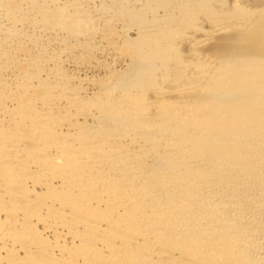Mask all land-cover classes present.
Listing matches in <instances>:
<instances>
[{
    "label": "bare ground",
    "instance_id": "bare-ground-1",
    "mask_svg": "<svg viewBox=\"0 0 264 264\" xmlns=\"http://www.w3.org/2000/svg\"><path fill=\"white\" fill-rule=\"evenodd\" d=\"M34 1L37 2H15L16 7H20L21 3L35 5ZM38 1L33 12L36 20L40 19L35 29L41 34L48 32L46 24L59 27L90 19L79 6L81 13L73 9V13L78 14L66 16L71 9L67 6L69 10L64 14L65 20L68 19L63 22L59 19H64L63 6L55 12L50 10L49 14L50 0L47 5V0ZM172 1L160 2L162 5L168 3L167 9L164 7V18L152 14L155 18L149 25L137 20L143 28L137 27L139 39L134 52L142 58V63L132 67L127 81L120 78L122 82L117 83V89L114 87L118 93L112 89L103 90L106 98H118L115 102L107 103L104 99L105 102L100 103L104 95L95 100L94 108L101 109V104L106 108L101 113L97 111L100 114L96 116L88 108L98 122L94 126L76 125L81 109L75 107L78 114H73L72 105L61 103V95L57 97L64 87H60L59 92L51 83L50 88L41 84L38 85L39 93L28 97L23 92L31 87L32 83L28 82L31 76H27V80V74L23 73L18 80H10L13 83L17 80V88H14L17 90L20 85L19 92L25 96L1 97L14 105L11 116L8 106L4 107L9 104H4L0 98L3 102L0 104L3 106L0 107V122L3 123L0 125V155L12 162L6 166V162L0 161V165L4 164L2 167L6 166H0V199L10 198L14 202L7 209L4 207L3 213L0 210V227L12 226L11 231L0 235V253L5 255L1 256L4 258L0 259L1 263L264 264V0L260 4L256 0V4L251 2L249 6L240 0H231L228 9H224L225 0H188L191 2L188 8L182 3V7L179 3L180 7L173 6ZM111 2L113 0L109 5ZM122 3L116 4L122 6ZM217 4L218 10L214 8ZM151 5L145 9L153 8ZM193 7L199 12L203 9V17L210 25L192 34L188 43L189 57L183 62L171 50L173 30L167 29L166 21L177 17V9L192 13ZM116 10L120 13L121 8ZM10 17L6 21L13 26L24 16L19 13ZM163 19L165 22L161 23ZM68 21L70 23L65 24ZM231 31H234L233 37L216 47L218 56L199 53L200 47L213 36L227 35ZM33 36L31 42L35 39ZM13 37L14 34L9 36ZM7 38L4 39L9 44ZM0 48L3 49L0 52L5 50ZM8 56L4 58L0 53V59L4 58L8 64L15 62V58ZM42 60L43 64L45 60ZM50 68L46 71L50 72ZM189 68L193 76L191 81L167 89L153 85L152 78L157 80L162 75L164 79L182 78ZM48 79L44 83L48 84ZM40 81L39 84L44 80ZM10 87L6 90L8 93L12 92ZM152 87L155 93L150 103H146V90ZM51 89L58 91L54 94ZM38 104L39 109L36 108ZM56 107L63 108L58 114L66 115V119L63 117L66 122L62 121V115L50 111ZM59 117L63 123L58 121ZM5 124L9 129L5 126L7 129L2 130ZM63 130L71 131L74 136H70V132V139L65 140ZM37 154L39 161L34 158ZM22 165L35 167V175L22 172ZM42 172L50 175H42ZM53 182H57L55 187L59 188L54 193L51 190ZM37 184L54 197L49 198L50 201H39L41 204L31 199L25 202L26 190L35 193L31 187ZM18 198L23 199L22 204L16 201ZM37 223L52 234V243L37 230ZM64 241L67 244H63ZM19 252L23 254L21 260L16 254ZM34 252L45 254V257L32 261L29 257Z\"/></svg>",
    "mask_w": 264,
    "mask_h": 264
},
{
    "label": "rangeland",
    "instance_id": "rangeland-1",
    "mask_svg": "<svg viewBox=\"0 0 264 264\" xmlns=\"http://www.w3.org/2000/svg\"><path fill=\"white\" fill-rule=\"evenodd\" d=\"M5 1L4 0H0L1 3L3 2L5 4L4 5L2 3L3 4V6H2V4L0 3V5H1L0 11L2 12V13L0 12V14H1L0 15V40L1 39L3 40V41L2 40L0 41V45H1L0 47H2V48L4 47V49H5L4 50L5 52L3 51V52H0V53L2 54L3 57L5 56L7 58V56L10 55V56H8L9 58H15V62L16 63L15 62H9V64H10V66H9V64L4 61L5 60L4 59L5 57L3 58V60H2V58L0 59V61H1L0 62V66L2 65L0 67V71H1L0 73L2 74V77L1 78H3V76H4V78H3L4 80L0 78L1 79L0 80V83L2 84V82H3V85L0 84V86L2 87V89H0V90H2L3 92H5L6 90L8 91V90H10L9 89V86L11 85V87H10L11 88V91L12 92L15 91V92H13V93L12 92H9L8 93L6 91L4 94L0 95V98L1 97L2 98L3 97L6 98L7 96L9 97L11 95L14 98H16L15 96L20 97V98H23V96H25V95L28 96V97H32V96L36 95L37 93H39V90H41V88L38 87V85L40 86L41 84L44 85L45 87H48L50 85V83H51L52 85H54V88L55 89H58V90H59L60 87H61L60 89H62L64 87L62 89L63 91L59 90V92L61 91L62 93H59V92H58L59 94L56 93L57 94V97H58V95L59 96L61 95L59 101L61 103L64 102V104L68 103V104L72 105L71 108H73V109H75V107H78L81 110H83V112L81 110H79V112H78L75 109V111L72 112L73 114L75 112H76L75 114H78L79 113V116L77 117L78 118L77 121H79V122H76V125L79 124L78 127L81 124H84V125L85 124L86 125H89L90 124L92 126H94V123L97 124L98 122L96 121V118L94 116L100 114L102 112V110H104L106 108H103L102 107V106H105V104L104 105L101 104V109L98 106H96L97 108L95 107L96 108L95 109L93 107V102L95 103L96 102L95 100L100 99L101 97L103 98V95L104 94H102V92H103L104 89H112V90H114V87H115V89H117L116 88L117 83L120 84V82H122L121 80H124L123 78H125L126 81H127V79H128L127 77L129 75V72H131V70H133L132 67H134V65H136V66L138 65L139 66L142 63V61H141L142 58L140 56H137L135 54V52H136L135 50H136V47H137L136 44H138L137 39H139V37H138V31L137 30L139 28L138 26H140V25H138L139 24L138 21L142 22L143 25L144 24H146V25L148 24L149 25V23L152 22L156 16H159L160 17L161 15H163V17H160V18H164V14H165L164 11H165V8L167 7V4H168V3H166V4H163L162 5V3H160L162 0H158V1L157 0H154V2H153V0L152 1H150V0H122V1L121 0H113V2H111V5H109V4H110V1H112V0H53L54 3L52 2V0H50L51 2L49 0H47V1H45V4L47 5V4L50 3L49 5H47V7L51 6V8L50 7L48 8L49 9V12H48L49 14L51 13L50 10H54L52 12H55V11L58 10V8L60 9V6H61V8L63 6L61 12L64 15V19L62 20V18H59L63 22H65L68 19V17H67V19L65 20V18H66L65 17V14L68 12V10L70 8L72 10L70 9L69 10V13L66 14V16H68L70 13L71 14L76 13V11L73 13V11H74L73 9H75V10H77V12L79 11L80 13H81L82 10L85 11V12H83V14L86 13L87 15L84 14V16L86 15V17H88L90 19H87L85 17V19H87V22L88 23L86 22V20L78 21V23H76V24L73 23V22L70 23L68 21L67 23H65V24L70 23L68 25H65L64 24L65 26H59V27L57 25H55V26L51 25L52 28L49 27L50 25L48 26L46 24L45 27H46V29H49V30H48V32L46 30H44L46 32H43L44 34H41V32L36 31L37 29H35V28H37L36 27V24L38 25V23L40 22L39 21L40 19L37 18L38 20H36V17L34 16V12H33L34 9H37V7H38L37 6L39 4V1L38 0H37L38 4H37L36 1H34V2H36L35 5H34L33 2H31V3H33V5H30L31 3L28 2L29 3L28 5H30L29 7H28L27 3H25V4L24 3H21L22 6L16 7L17 6V3L19 2V0H7L6 2ZM48 1H49V3H48ZM173 1H172L173 3L170 2V3H172L173 6L175 5V6H179L180 7V5H181L180 3H182V5H184L183 7H186L187 6V8H188V7L191 6V2L188 1V0L185 1V3H183L184 0H183V2H182V0H180V1L173 0ZM254 1H256V0H240V2H242V3L246 4V5L248 4V6L251 5V4H253V5L256 4ZM114 2H116L117 4H119V3L121 4L122 2L123 3H122V6H120V5H117L116 3L114 4ZM148 2H149V4H146ZM251 2H253V3H251ZM14 3H16V5ZM153 3H155L154 4L155 6L153 5ZM225 3L227 5H225V8L224 9H228L230 7V5L232 4V1L231 0H227V1L225 0ZM260 3H262L261 0L258 1V4H260ZM70 4H72V6H70ZM112 4L113 5H117V7L116 6H113ZM130 4H131V6H130ZM150 4H152L151 7H153V8H146V9H148V10L151 9V11H150L151 13L148 12V10L145 9V7L146 6H150ZM73 5H75L76 7L74 8ZM182 5H181V7H182ZM5 6H7V7H5ZM67 6L69 7V9L67 8ZM78 6L80 7L81 11H80V9H78L79 8ZM104 6H106L107 9H105ZM218 6H219L218 4L217 5H214V8L218 10V8H216ZM2 7H3V9H1ZM65 7H66V9H65L66 11L63 10ZM83 7H85V10H84ZM110 7L112 9H108ZM115 7H116V9H119L118 11H120V8H121L120 13L117 12V10L115 9ZM118 7H120V8H118ZM132 7H135V8H132ZM141 7H143L144 9L141 8ZM8 8L10 9V11H9ZM23 8H24V11L26 9H28L29 11H31V10L32 11L31 12H28V10H27V13H26V12H24L22 10ZM131 9H133L135 11H133ZM136 9H138L137 12H136ZM3 10H5V11H3ZM153 10L155 12H153ZM70 11H72V12H70ZM128 11H130V12H128ZM141 11L146 15V17H145V15ZM167 11H166V13L169 12V11L168 12ZM178 11H179V9H177L175 11L177 17L173 18L171 21H166V23H167L166 25H167V29L171 28L173 30L172 31V34L174 36L172 35V38H173L172 39V42H173L172 43V49H171L172 52L174 54L177 53L175 55L178 56V58L180 59V61L185 62L186 59H188V57H189L188 55H189V49L190 48H189L188 43H189L191 37L193 35H196L197 31L199 32V31L207 28L209 22H207L208 19L206 20L205 17H203V15H204L203 12H202L203 9H202V11L199 12V10H197L196 8L193 7L192 10H191L192 13H189V11H187V10H185L184 12L183 11L182 12L181 11L178 12ZM64 12H65V14H64ZM134 12H136V14ZM138 12H139V14H137ZM140 12L144 16L141 15ZM4 13H6V14H4ZM7 13L10 14V16H12V17L15 16V15H18L19 13H23V16L25 18H28L29 17V19L27 20V19H25L23 17V20L21 19V22H22L21 25H19L21 23L20 21H18V22L16 21L17 23H15V24H16L17 27L15 26L16 28H14V25L15 24H12L13 26H11L10 23L9 24L7 23L9 21H6L7 20V17L8 18H11ZM24 13H26L27 16ZM48 13H47V15H48ZM78 13H76V14H78ZM30 14H32L35 18H33V16L30 15ZM152 14L153 15L155 14V17L154 18L152 16ZM189 14H190V16H189ZM192 14H194V15H192ZM5 15L7 17H5ZM133 15H135V16H133ZM138 15H141L142 18L140 16H138ZM60 17H61V15H60ZM24 19L27 20L25 23L23 22V21H25ZM80 19H82V18H80ZM31 20H33V21L30 24ZM70 20L72 21V19H70ZM91 20H93V22ZM150 20H152V21H150ZM79 22H80V25H79L80 27L78 26ZM137 22H138V24H137ZM162 22H165L164 19L161 21V23ZM32 24H33V26H32ZM81 24H83V25H81ZM143 25L140 26V27L143 28ZM181 25H182V27H181ZM83 26H85V28ZM169 26H171V27H169ZM12 27L14 28V31L12 30ZM55 27H57V28H55ZM60 27H61V29H60ZM172 27H174L175 29H173ZM176 27L179 28V29H177ZM31 28H32V30H31ZM88 28L90 30L89 32L87 31ZM6 30H8V31H6ZM10 30H12V31H10ZM33 30H34V32H32V35H34L33 37L35 39L32 42L34 44L31 42V40L33 39L32 38V35H31V31H33ZM53 30H57V31L55 32ZM9 31L12 34H10ZM234 31H235V29H234ZM234 31H231L227 35H223V36L220 35V34H217L216 36H213L211 38V40H209L208 42H206L205 44H203L200 47V49L198 50L199 53L202 52L203 55H207L209 57L210 56L211 57H215L214 55H217L218 56V54L215 53L216 47L219 45V43H221L222 41H225V39L227 40V39L233 37L232 35L234 34ZM28 32H30V33H28ZM35 32L38 35H36ZM7 33H9L8 34L9 36L14 34V37H16L17 39L14 38V37H13V39H10L12 37L9 38V36L6 35ZM21 34H22V36H21ZM15 35H17V36H15ZM42 35L43 36L45 35V36L43 37ZM46 35H48V36L46 37ZM4 38L5 39L7 38V41H8V39H10L9 44L6 43V41H5ZM36 38H38V39H36ZM12 41H13V43L11 44ZM15 41H17V42H15ZM37 41H38L39 44L37 43ZM6 44H8V45H6ZM43 45H45V46L42 47ZM9 46H11V47H9ZM40 47L41 48H44V49H42L43 51H40V49H41ZM173 47H174L175 50L173 49ZM45 48H46V50H45ZM9 49H11V50H9ZM167 49H168V47H167ZM0 50H1V48H0ZM146 52H148V51L146 50ZM12 54L14 55V57H11ZM185 54H187V55H185ZM45 55H47V56H45ZM23 58H25V59L27 58V60H23ZM32 58L34 60H32ZM36 58L37 59L40 58L41 60L44 58L45 61L44 60H42V61H44L45 64H44V62L42 64L40 59H39V63L40 64L39 63H36V62H38V60ZM47 60H49V61H47ZM3 61L5 62L6 65L4 63L2 64ZM31 61H34V63H32ZM137 61H138V63H136ZM46 62H47L48 65L46 64ZM49 62H52V63H49ZM41 64H42L43 67L41 66ZM32 65H33V68H32ZM37 65H39V66L36 67ZM7 66H8V68H7ZM28 66H29V68H28ZM49 67H52V68H50V72L49 71H46V70H49ZM1 68H2V70H1ZM6 69H7V71H5ZM51 70H52V73H51ZM56 70H58V71H56ZM53 72H54V74H53ZM56 72H58V74ZM23 73L25 75L27 74L26 75V79L27 80L29 78H30L29 80L32 79L31 81L28 80V82L30 83V85L32 83L31 87L30 88H27L28 90L26 89L25 92L22 91L25 95H23V93H20L21 92L20 91V88L21 87H20V85L18 83H17V85H19V87L17 89L18 91L14 88V87L17 88V86H15L16 85L15 83L17 82V80L19 78H21L20 76L23 77ZM28 73L31 74V75H28ZM1 74H0V76H1ZM51 74H53V76ZM35 75H37V76H35ZM180 75L181 74H179V76ZM15 76H17V77H15ZM27 76L28 77L31 76V77L27 78ZM162 76L159 77L160 79L157 78V80L154 79V78H152L153 85H155L156 87H160V89L161 88L162 89H164V88L167 89V88L173 87L175 85L178 86L182 82H185V81L188 82V81H191V79L193 80L191 68L185 69V71H184V73L182 75L183 77L181 76L182 78H180L178 76H176V77L171 76L170 79L169 78L167 79V77H166V79H164V78H162ZM44 77L45 78L47 77V78L45 79ZM50 77L53 80V82H51L52 81L51 79H50L51 81L48 79ZM121 77H122V79L120 80ZM13 78L14 79L15 78L17 79L16 81H14V83H13V81H10V80H14ZM64 78H65V81H64ZM5 79H6L7 83L9 82L8 84L6 83ZM47 79H48V84L47 83H44V82H47ZM40 80L41 81L44 80V81L41 82ZM4 81H5V83H4ZM39 81L41 82L40 84H39ZM154 81H155V83H154ZM4 84L5 85H9V86H7V88H6ZM12 84H13V86H12ZM57 84H59V85H57ZM13 88H14V90H12ZM48 88H50V87H48ZM138 89H140V88H138ZM58 90H52L51 89V92L55 94V92L58 91ZM2 91H0V94L2 93ZM114 91H116V90H114ZM114 91H113V94L114 95L118 93L117 91H116L117 93L114 92ZM146 91L147 92L145 93L146 94L145 95L146 96L145 98L149 100V102L147 100L146 103H150V101L152 100L150 98L153 97V93H155L154 92L155 89L153 87L151 89L147 88ZM5 95H6V97H5ZM148 96H149V98H148ZM61 97H62V99H61ZM104 99L105 100L107 99L106 100L107 103H109V102L111 103V102H115L114 100H117L118 98L117 99L114 98V100L111 99V98H109L110 100H113V101H110L104 95V98L102 99V101L99 100V101H101L100 103H102V102L104 103L105 102ZM2 100H0L1 101L0 102L1 105H2L3 102H4V104H9V103H7V101H4L6 99H4L3 102H2ZM84 100L88 104H86ZM72 102H73V104H72ZM83 104H85V106H87V108L85 106H83ZM79 105H81L83 108L81 106H79ZM6 106H8L7 107L9 109L8 111H11V113L10 112L8 113V115L10 114V116H11L12 112L15 111V109L13 107L14 105H12V106L10 104L9 105H4V107H6ZM10 106H11V108H10ZM36 106H37L36 107L37 109L40 108V105L39 104L36 105ZM90 106H92V107H90ZM0 107H3V106H0ZM7 108H5V109H7ZM57 108H59V107L50 109V111L51 112L53 111L54 112L53 113L54 115H56V113L58 114L60 111H63V108L62 109L59 108L58 111L56 110ZM88 108L89 109L91 108L89 110V112L91 114L92 113L94 114L93 118L89 114V112L87 111ZM12 109H14V110H12ZM93 109H95V110H93ZM97 109H99V110H97ZM80 111L82 113H80ZM97 111H99L100 113L97 114ZM84 112H86V113H84ZM87 112H88V114H87ZM59 115L60 114H58V116ZM61 115H60V117H61ZM58 116H56V117H58ZM84 116H86V117H84ZM60 117H59V119L57 118L58 121L61 119ZM63 117L64 116L62 115V121L63 122H66L67 120L64 121L63 120ZM65 117H66V115H65ZM82 119H83L84 122H82ZM62 121L60 120L59 122L63 123ZM2 124L0 122V125H2ZM7 125L9 126V123H7ZM7 125L6 124L3 125L4 128L2 130H6L7 127H8ZM5 126H7L6 129H5ZM8 129H9V127H8ZM65 131L66 130H63L62 132L64 133ZM70 132H65L64 134L62 133L64 136L67 137L65 140L70 139L68 137L70 135ZM71 134H72V132H71ZM84 135H86V134L84 133ZM89 135H91V134H89ZM70 136H74V135L72 134ZM38 156L39 155L37 154L36 156H34V158H35V160L37 159L39 161ZM1 157L2 156L0 155V161L2 163L3 162H6L5 163L6 166L8 164L12 165L11 164L12 163L11 160L8 159V162H7V160H5L6 157H2V158ZM2 165H4V164H2ZM2 165H0V166L2 167ZM6 166H4V167L6 168ZM4 167H2V168H4ZM22 168H23V171L22 172H27L28 176L29 175L30 176L31 175L34 176L35 175V172L37 171L36 168L35 167H32V166L31 167H28V166H25L24 165ZM50 171H48V172H50ZM44 173H45V175H50V173H46V172H44ZM44 173L42 172V175H44ZM54 174H57V173H54ZM37 175L38 174H36V176ZM56 183L57 182H53L54 187L51 189L53 191V192L51 191L52 193L55 192L54 191L55 189L59 190V188L55 187V185H57ZM37 185L31 187V188H34L35 189V190L33 189L35 193H33V191H29V190L27 191L26 190V192H28V193L25 192L26 193V195H25L26 197L24 199L25 202H28L31 199L32 201H35V202L41 204L42 202L40 203L39 201L49 200V198H51V197L53 198L54 197V196L48 195L50 192L48 193V191H46V188H43L44 186H41L39 184H37ZM1 188H2V185H1ZM45 191H46V193H45ZM29 192H31V194H29ZM6 199H7V201H6ZM22 200L23 199H20V198L16 199V201L17 202H20V203H21ZM8 202H10V203H8ZM20 203H19V205H20ZM10 204H11V206L14 205V202L12 203V199H10V198H5L4 200H1L0 199V210L2 211L4 209V207H5V209H7L8 208V205H10ZM5 209L3 211H5ZM26 209L29 210V208H26ZM3 211H2V213H3ZM39 213H41V212L39 211ZM63 213H64V211H63ZM65 213L66 214H69L66 211H65ZM11 227L12 226H8V228H7V226L5 228L0 227V235L8 233L9 232V229L11 231ZM35 227L37 228V230L39 232L42 233V235L44 237H47L48 239H51L52 238V234L50 232H47V230H43L41 228V225L39 223H37V226H35ZM16 232H18V231H16ZM51 241H52V239L50 240V242ZM50 242H48V244ZM63 244H67V242L64 241ZM54 253L57 254V251H55ZM3 254H4L3 252L0 253V259H4L3 257H1V256H4L5 257V255H3ZM16 254L18 255V257L21 260L22 259L21 256H23V254L21 252L16 253ZM39 254L41 256H39ZM40 257L43 259L45 257V254H41V253H38V254L36 253L35 254V252H34V255L32 254L29 257V259H31L32 261H37V260L38 261H41V258ZM19 258H18V260H19ZM26 258H24L22 260V261H24V263L26 261L25 260ZM29 262H31V261H29ZM0 264H3V263L0 262Z\"/></svg>",
    "mask_w": 264,
    "mask_h": 264
}]
</instances>
